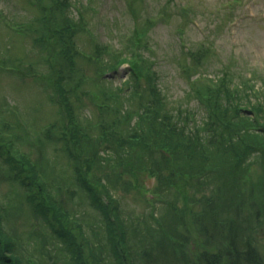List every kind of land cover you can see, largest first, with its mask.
I'll use <instances>...</instances> for the list:
<instances>
[{
	"label": "trees",
	"instance_id": "16d2710c",
	"mask_svg": "<svg viewBox=\"0 0 264 264\" xmlns=\"http://www.w3.org/2000/svg\"><path fill=\"white\" fill-rule=\"evenodd\" d=\"M26 1L36 12L25 26L29 38L44 61L56 60L66 94L55 85L62 121L32 139L20 136V121L0 119V166L3 163L16 186L10 189V200L0 202V264H133L134 250L140 251L141 264H264L256 240L264 230V76L243 78L224 68L215 78L192 81V87L198 85L199 93H193L203 110L200 124H193L190 111L170 110L150 59L139 49L148 48L146 36L157 23L154 17L139 19L129 8L139 26L123 48L109 50L107 43L85 32L90 48L85 51L75 40L86 27L71 16L73 1ZM124 63L129 64L123 81L127 95L105 78ZM87 83L93 91L82 89ZM137 106L141 112L133 108ZM93 108L99 111L97 117ZM7 128L18 135L5 137ZM94 130V136L88 132ZM56 141L72 161L75 176L68 182L55 176L54 193L45 169L55 172L59 163L49 165L45 156L30 161L28 151L14 149L19 143L41 153ZM117 166L122 176L138 166L155 176L158 184L146 197L147 213L121 215L111 205L108 185L99 180L103 178H86L95 168L103 171L105 182L117 185L120 175L110 176ZM61 184L67 188L62 190ZM74 184L91 198L92 217L81 213L82 204L76 210L69 205L78 194ZM76 211L81 216L75 217ZM18 218L29 225L19 230ZM198 239L204 250L187 257L186 245Z\"/></svg>",
	"mask_w": 264,
	"mask_h": 264
},
{
	"label": "rangeland",
	"instance_id": "374dc122",
	"mask_svg": "<svg viewBox=\"0 0 264 264\" xmlns=\"http://www.w3.org/2000/svg\"><path fill=\"white\" fill-rule=\"evenodd\" d=\"M73 1L80 7L81 13L78 12L79 15L76 16L73 10L71 16L74 20L82 21L84 28L86 27L75 36L80 50H90L86 44L89 37L86 33H92L90 36L95 41L107 43L109 50L123 48L127 44L128 35L134 33L139 26L136 16L131 14L129 8L136 10L139 19L149 16L157 20L146 36L148 48L139 45V49L144 50V55L150 59L156 84L166 96L170 110L182 113L190 111L193 124H200L203 110L193 93L195 89L199 93L198 85L192 87V81L199 77L203 81L215 78L223 73L221 70L224 68L237 75L241 74L243 78L254 75L259 80V77L264 76V0ZM164 5L167 7L164 8ZM86 7L84 11L83 8ZM181 10L186 14L182 15ZM35 14V10L23 0H0V119L3 123L20 121L18 133L23 138L28 136L30 139L39 136L41 130L49 124L62 121L60 97L55 85L59 84L60 94H66L65 85L57 75L56 60L44 61L45 55L27 33L25 26ZM6 21H14L17 30L12 31ZM201 57L199 63L194 61ZM121 65L123 66L116 73L106 74L105 78L110 80L106 81L108 85H117L116 88L121 89L120 93L127 95L129 87L123 81L128 76L129 64ZM83 67L86 68V65ZM58 73L61 76L62 70ZM251 78L256 80L255 77ZM140 80L144 83V75H140ZM82 89L93 91L94 86L87 83ZM133 108L142 111L138 106ZM92 111L97 117L99 111L94 108ZM85 114L88 113L82 115ZM59 118V122H56ZM7 131L9 134L4 133L5 137L18 135L15 130L7 128ZM88 132L94 136L97 130ZM61 145V142L56 141L41 148V153L35 146L26 149L27 146L19 143L16 144L17 149H14L15 152L21 149L28 151L30 161H37L45 156V163L46 159L49 165L59 163L55 169L56 174L51 167L44 168L47 171V186L54 193L55 176L59 179L61 175L67 182L75 176L72 161L63 152ZM156 156L157 153L153 152L152 157ZM138 167L123 176L120 173L121 167H115L114 173L108 175L112 178L115 177L113 174L120 175L117 185L105 182L103 171L97 173L95 168L86 178L92 182L98 181V177L103 178L99 180L108 185L113 199L111 205L117 206L121 215L138 217L148 212L150 204L146 197L153 186L158 184L155 176H150ZM61 186L62 190L67 188V185ZM12 187L16 186L8 179L7 170L1 163V203L6 204L10 200L13 195L10 191ZM72 189H76L78 194L73 200H68L69 205L76 210L82 204L81 213L85 212L92 217L95 211L91 198L80 190L79 185L74 184ZM81 213L76 211L74 216H81ZM17 221L19 230L30 223L24 218H18ZM256 240L260 251L264 253V230L258 231ZM185 249L187 257L192 258L202 252L204 247L198 239L189 242ZM139 255V250L132 252L133 264H141Z\"/></svg>",
	"mask_w": 264,
	"mask_h": 264
}]
</instances>
